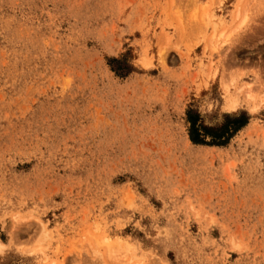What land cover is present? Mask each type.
Returning a JSON list of instances; mask_svg holds the SVG:
<instances>
[{
    "label": "rangeland",
    "instance_id": "rangeland-1",
    "mask_svg": "<svg viewBox=\"0 0 264 264\" xmlns=\"http://www.w3.org/2000/svg\"><path fill=\"white\" fill-rule=\"evenodd\" d=\"M189 109L248 121L198 144ZM0 240V264H264V0H0Z\"/></svg>",
    "mask_w": 264,
    "mask_h": 264
},
{
    "label": "trees",
    "instance_id": "trees-1",
    "mask_svg": "<svg viewBox=\"0 0 264 264\" xmlns=\"http://www.w3.org/2000/svg\"><path fill=\"white\" fill-rule=\"evenodd\" d=\"M187 117L190 123L189 136L194 143L218 146L225 145L248 121L245 113L225 114L221 125L208 126L202 122L200 114L192 109L188 110Z\"/></svg>",
    "mask_w": 264,
    "mask_h": 264
},
{
    "label": "bare ground",
    "instance_id": "bare-ground-1",
    "mask_svg": "<svg viewBox=\"0 0 264 264\" xmlns=\"http://www.w3.org/2000/svg\"><path fill=\"white\" fill-rule=\"evenodd\" d=\"M219 42V41H218ZM215 47V46H214ZM217 47V46H216ZM239 105V102L235 99V97H230L229 100H228V108H232V109H236ZM231 109V110H232ZM99 229V228H98ZM102 235V234H101ZM109 235V234H108ZM108 235H105L103 236L102 238H98V236L94 235V239L95 237L96 240H95V245L97 247V249L95 251H97L96 253L101 255V252H100V248L101 247H104L105 250H107V254L108 257H117V256H121L123 255L124 251L126 253H128V249L127 247H129V245H127L126 241H125V244L124 243V238H120V237H110ZM123 240V241H121ZM127 245V246H126ZM5 246V244L0 240V251L3 250V247ZM131 247V246H130ZM135 248V247H134ZM107 257V256H106ZM121 259V258H120ZM119 259V260H120ZM124 260V259H123ZM130 260V259H129ZM118 260H116V263L118 264L117 262ZM122 261V260H121ZM129 262V261H128ZM131 262V261H130ZM120 263V262H119Z\"/></svg>",
    "mask_w": 264,
    "mask_h": 264
}]
</instances>
